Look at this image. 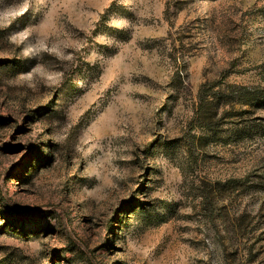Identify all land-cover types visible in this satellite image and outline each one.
Instances as JSON below:
<instances>
[{"label": "rangeland", "instance_id": "obj_1", "mask_svg": "<svg viewBox=\"0 0 264 264\" xmlns=\"http://www.w3.org/2000/svg\"><path fill=\"white\" fill-rule=\"evenodd\" d=\"M62 218L102 264H264V0H0V264H67Z\"/></svg>", "mask_w": 264, "mask_h": 264}, {"label": "trees", "instance_id": "obj_2", "mask_svg": "<svg viewBox=\"0 0 264 264\" xmlns=\"http://www.w3.org/2000/svg\"><path fill=\"white\" fill-rule=\"evenodd\" d=\"M177 60L178 58L176 59V61ZM62 219V230L69 243L70 251H73L74 253L73 258H70L67 264H77L81 259L85 264H102L103 262L99 258L96 250H92L91 248L84 246L81 242H79L67 227L66 223L64 222V218Z\"/></svg>", "mask_w": 264, "mask_h": 264}, {"label": "clouds", "instance_id": "obj_3", "mask_svg": "<svg viewBox=\"0 0 264 264\" xmlns=\"http://www.w3.org/2000/svg\"><path fill=\"white\" fill-rule=\"evenodd\" d=\"M52 51H55V49H52Z\"/></svg>", "mask_w": 264, "mask_h": 264}]
</instances>
